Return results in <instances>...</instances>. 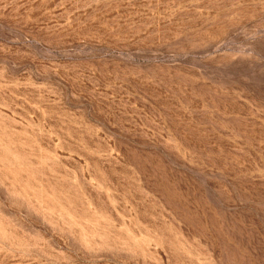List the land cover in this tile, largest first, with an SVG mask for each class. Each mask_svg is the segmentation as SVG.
Wrapping results in <instances>:
<instances>
[{"label":"rangeland","instance_id":"1","mask_svg":"<svg viewBox=\"0 0 264 264\" xmlns=\"http://www.w3.org/2000/svg\"><path fill=\"white\" fill-rule=\"evenodd\" d=\"M0 264H264V0H0Z\"/></svg>","mask_w":264,"mask_h":264}]
</instances>
